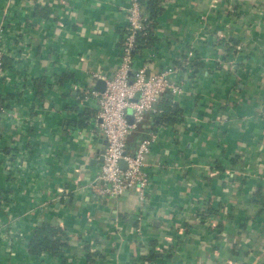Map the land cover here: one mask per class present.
Returning a JSON list of instances; mask_svg holds the SVG:
<instances>
[{"label":"crops","instance_id":"obj_1","mask_svg":"<svg viewBox=\"0 0 264 264\" xmlns=\"http://www.w3.org/2000/svg\"><path fill=\"white\" fill-rule=\"evenodd\" d=\"M129 5L0 0V264H264V0H161L135 67L178 69L186 93L161 104L179 122L140 125L156 137L143 201L94 195L105 138L83 94L115 75ZM43 224L61 255L31 253Z\"/></svg>","mask_w":264,"mask_h":264},{"label":"built area","instance_id":"obj_2","mask_svg":"<svg viewBox=\"0 0 264 264\" xmlns=\"http://www.w3.org/2000/svg\"><path fill=\"white\" fill-rule=\"evenodd\" d=\"M152 21L145 12L142 0H130L126 10V27L120 49V63L112 78L96 75L106 82L103 93L84 91L86 99L92 97L99 105V129L107 141L100 175L94 183V195L99 198H117L132 189L140 192V200L149 184L147 159L156 137L150 130H141L140 125L148 113L161 114V104L167 95L181 97L186 93L182 82L177 81L178 69H168L157 74H148L147 66L135 67L139 38L148 36ZM5 29L0 27V77L4 73L7 55L4 43ZM193 51L183 61L184 70L191 72ZM133 77V80H131ZM77 91L79 86H75ZM132 110L133 123L128 121V110ZM139 131L142 140L135 151H130V138ZM121 161L128 165L120 166Z\"/></svg>","mask_w":264,"mask_h":264},{"label":"trees","instance_id":"obj_3","mask_svg":"<svg viewBox=\"0 0 264 264\" xmlns=\"http://www.w3.org/2000/svg\"><path fill=\"white\" fill-rule=\"evenodd\" d=\"M142 4L144 5L146 12H148L151 21L163 12L161 0H142ZM153 28L154 25L152 21L150 28L148 29V36L139 38L138 48L136 49L135 54L139 49L142 50L145 48V46H148L151 42H153ZM190 66L191 69L199 68L200 64L197 63V61L192 60L190 61ZM196 74V70L192 71L190 78L193 79ZM168 100L169 99L167 98V101ZM163 110V113L156 115L161 118H166L165 122L176 123L180 121V118H178V113L174 112V107H163ZM141 140L142 138H138L137 143H139ZM64 237L65 235L59 228H56L50 224H43L37 229L30 243L31 253L36 256H40L45 253H49L53 256H59L67 246V243L64 241Z\"/></svg>","mask_w":264,"mask_h":264},{"label":"water","instance_id":"obj_4","mask_svg":"<svg viewBox=\"0 0 264 264\" xmlns=\"http://www.w3.org/2000/svg\"><path fill=\"white\" fill-rule=\"evenodd\" d=\"M131 80H133V77ZM95 90L97 92H100V93L105 92L106 82L104 80H101V79L97 80ZM128 121L130 124H132L133 123V117L128 116ZM102 142H104V144H102ZM106 144H107L106 139L101 141V144L98 147V151H97V153L94 156V159L92 161L93 164H99V163H102L104 161V156H105V152H106ZM135 146H136V144L134 145V147ZM120 166L122 169H126L128 167V165L125 161H121ZM126 194H128V193H125L124 195H126Z\"/></svg>","mask_w":264,"mask_h":264}]
</instances>
